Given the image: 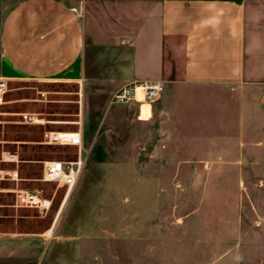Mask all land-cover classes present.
Returning <instances> with one entry per match:
<instances>
[{"label": "rangeland", "instance_id": "obj_1", "mask_svg": "<svg viewBox=\"0 0 264 264\" xmlns=\"http://www.w3.org/2000/svg\"><path fill=\"white\" fill-rule=\"evenodd\" d=\"M17 1L0 0V26ZM66 1L83 9V80L0 77V264H264V0L248 2V83L234 90L181 83L159 0ZM136 82L164 93L113 103ZM79 130L88 157L67 193L43 165L77 148L45 134ZM19 190L50 208L17 205Z\"/></svg>", "mask_w": 264, "mask_h": 264}, {"label": "crops", "instance_id": "obj_2", "mask_svg": "<svg viewBox=\"0 0 264 264\" xmlns=\"http://www.w3.org/2000/svg\"><path fill=\"white\" fill-rule=\"evenodd\" d=\"M148 1L153 11V0ZM249 1L159 0V35L182 54L181 83L231 90L248 83ZM5 10L0 26L2 79L83 80L87 44L81 7L66 0H19Z\"/></svg>", "mask_w": 264, "mask_h": 264}, {"label": "built area", "instance_id": "obj_3", "mask_svg": "<svg viewBox=\"0 0 264 264\" xmlns=\"http://www.w3.org/2000/svg\"><path fill=\"white\" fill-rule=\"evenodd\" d=\"M80 12V11H79ZM4 87L2 83L0 88ZM164 93V87L159 82L150 83H133L121 88L113 96V103L126 104L130 102H137L141 106L149 104L150 106L157 102ZM140 106V108H141ZM22 118L28 123H37V119L24 114ZM45 143L48 145L71 146L77 148V154L73 157L64 159H53L44 162L43 165V180L45 182L57 183L67 189L70 193L77 185L87 162L88 152L83 143L82 131L67 132V131H53L45 134ZM8 162H17L15 156L7 155L5 158ZM10 179L19 181L20 177L17 171L9 173ZM17 205L22 207L34 208L39 211H46L51 206V201L39 196L37 193L19 190L16 192Z\"/></svg>", "mask_w": 264, "mask_h": 264}, {"label": "bare ground", "instance_id": "obj_4", "mask_svg": "<svg viewBox=\"0 0 264 264\" xmlns=\"http://www.w3.org/2000/svg\"><path fill=\"white\" fill-rule=\"evenodd\" d=\"M143 112L145 113V115H147V113H148V107L147 108H144L143 109ZM52 232V230H49L48 231V234H50Z\"/></svg>", "mask_w": 264, "mask_h": 264}]
</instances>
